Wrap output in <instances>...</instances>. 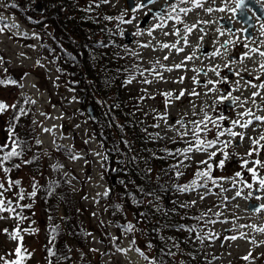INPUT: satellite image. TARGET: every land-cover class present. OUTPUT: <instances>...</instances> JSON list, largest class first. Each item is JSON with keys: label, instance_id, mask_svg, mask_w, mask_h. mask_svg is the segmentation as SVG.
Here are the masks:
<instances>
[{"label": "rangeland", "instance_id": "obj_1", "mask_svg": "<svg viewBox=\"0 0 264 264\" xmlns=\"http://www.w3.org/2000/svg\"><path fill=\"white\" fill-rule=\"evenodd\" d=\"M40 1L41 3L44 2V0ZM86 1L84 0V2ZM88 1L91 3L94 1L95 6L88 14V18L93 24L88 26L87 36L93 43L103 41L105 33L108 36L107 31L110 27H115L113 20L106 19L110 11L119 14L117 17L123 14L124 20L135 17L131 24L122 23L116 19V32H119L120 37L117 38V42L120 39L119 44H110L109 40L107 44L100 43L104 46L100 45L98 51H106L108 57L113 61L110 69L106 70L107 73L113 68L116 70L118 59L122 61L124 68L139 65L141 69H144L155 65L163 73V80L146 73V78L153 81L151 84L141 83L144 77H140L138 74L131 84H126L124 81L128 76L125 73L122 75L120 73V78L123 81L121 83L116 81L118 87H115L116 90L114 91L116 93L118 90L117 94L122 100L127 101L128 106L130 105L133 110H136V115L148 120L149 127L153 129L149 138H154L155 144L181 141L184 147L187 146L185 141L181 140L177 132L173 131L171 127L181 117L191 121L203 119L205 113L213 119L223 115L226 119L217 120L221 125L219 130H223L231 127V121L234 119H253V117L248 116L238 117L237 114L244 112L247 108H251L254 115L264 113L257 106L259 101H263L264 104V89H262L261 96L256 97L255 103H253L251 93L236 96L237 93L245 92L248 88L247 84L245 89L242 86L245 80L239 76L238 78L226 76L220 67L218 68L220 76L209 71L210 68L222 66L228 61L223 56L222 39L233 36V32L237 36L240 34V31H226L219 26L217 10L214 8L212 12L205 10L207 7H212L211 4L205 6L204 9L198 8L190 12L186 17L188 21H191L195 20L196 16H200L201 20L196 24L194 31L187 34L188 44L184 45L182 41L177 44V47H183V51L177 52L172 48L163 49L161 47L164 43L172 45L178 39V36L172 34L176 27L171 20L168 19L165 22V19L154 18L156 16L154 15L149 24L140 26L138 20L147 12L148 8L129 11L123 6L124 0H109V3H102L101 0L100 2L97 0ZM208 1L211 3V0ZM30 2L32 3L34 0H0V3L3 4L14 3L17 5L14 8L0 6V14L5 17L4 22L18 25L16 28L5 29L4 33L0 34V57L3 58V62L0 63V77L7 76L21 81L24 85L23 88L18 85L0 86V101L9 105L15 103L23 106L29 112L27 116L21 117L15 129L28 147L24 148L21 145V148L17 149L18 151L23 149L21 156L5 162L6 167H11L13 163L20 164V168H12L11 172L8 173V178L19 180L20 184L6 192L5 198L15 202V193L21 188L26 193L33 190L37 192L36 197H26L24 201L20 202L31 204V208L22 211L23 216L26 217L23 221L16 220L12 213H0V216L4 217L0 219V255L7 259L15 258L13 252L17 242L10 239L9 233L19 227L35 230L21 232L24 237L23 245L31 253L25 264H48L49 259H52L53 264H55V258L48 257L46 251V248L51 246L49 240L53 235L56 236L57 240L54 250L59 254L70 256V259L63 261L62 264H147L134 251H130L126 255L116 252L109 238V234L120 237L117 243L123 248H128L129 240L135 239L137 246H140L151 256V249L146 248L148 243L146 236L141 231L139 232L132 210L129 207L120 208L122 212L117 219L113 220L109 205L104 204L106 197L98 195V193L102 194L109 184L105 166H101L102 163L105 165L101 159L105 151L95 130L99 121H102L92 103H88L93 109V114H89L88 105L86 106L87 101L79 99L82 90L81 81L74 71L73 61L76 58L72 59L74 56L70 45L58 33L59 31L52 20L46 19L34 8L30 10L28 4ZM154 2L153 4L157 3ZM203 21H209V23H203ZM157 24H162L163 27H155ZM0 26L3 24L0 23ZM201 28H204L203 32L200 31ZM123 29L130 30L132 33L138 31L140 35H134L131 43H125L122 40ZM149 30H151V35H149ZM166 32L169 34L165 35ZM220 32L224 34L221 35ZM24 33H27V37L23 35ZM33 33L40 38L36 39ZM143 44L149 46L142 47ZM200 44L204 45L203 55L199 50ZM29 45L35 47H29ZM218 47L221 49V55L213 57L212 53ZM188 55H192L193 59L184 61L185 67L179 69L173 67L180 64ZM113 56L115 57L113 58ZM164 56H168L169 59L165 60ZM37 59L41 61L43 67L36 65ZM157 60L166 67H173V71L167 72L160 69L159 65L155 64ZM254 62L255 59L251 55L241 59L240 62L230 61V64L237 71L247 68L253 72L255 69H252L251 64ZM4 68H7V73H4ZM58 68L62 71L58 72ZM193 69H200L201 71L198 73ZM25 73H27L26 76ZM181 77H184L182 83L180 82ZM225 77L229 83L235 80L237 86L232 84L231 89L225 88L226 90H224L221 82L215 85L217 91L213 92H208V89L212 88L213 85L204 86L209 79L219 81ZM193 78L200 83H195ZM76 86L80 90L79 93ZM193 89L200 95H188ZM181 90L186 94L179 100L174 99ZM164 92H171L173 96L166 98L161 95ZM228 92H231L233 97H240L241 102L247 100V103L243 104V107L240 106V102L233 104L231 100L223 102L217 100L214 103V98L226 95ZM25 96L35 100L36 103L25 104L23 102ZM73 97L76 99L74 100ZM100 99L98 97V101ZM165 99L169 100L167 107H165ZM13 111L10 109L7 113L0 115V146L9 145L8 148L4 149V152L11 150L12 141L8 139L7 129ZM193 112L197 115H193ZM41 113L46 115H41ZM160 116H166V121L160 119ZM33 120L36 121V124L32 123ZM154 124H158L159 127H153ZM175 127L180 128L179 125H175ZM189 127L191 126L189 125ZM44 128L53 130L45 132L43 131ZM208 129L210 130L201 133L202 138L206 140L215 139L218 130L211 123L208 124ZM183 130L180 129V131ZM233 130L244 133L245 139L239 147L230 145L228 149L230 155L225 160L223 168L216 167L218 161L224 159L219 153L211 161L214 166L212 175L225 178L217 181L220 187L209 183L208 186L211 191L205 195L203 200L200 199V195L204 194L205 191L203 188L178 195L181 201L196 200V204L193 205L194 210L201 211L202 214L207 213L211 216L209 219L217 221L215 224H208L209 230H207V226L204 227L205 233L211 231L218 238L205 239L201 243L196 239V234L188 231H186V238L196 248L197 255L202 256L205 264H264V232L256 231L253 227H239L240 225L264 227V211L253 213L251 209L255 206H250L254 203L264 204V189H260L258 181L252 179L247 169L242 167V158L248 159V167H256L258 176L264 178V167L251 163L253 159H259L264 163V149L253 157L245 155L249 149L248 137L258 138L260 134L264 133V123L253 119V124L249 128L244 129L237 126ZM157 133L159 137H157ZM208 135H212L211 138ZM220 139H233V144L239 141V137L231 138L227 134ZM37 140L41 143L37 144ZM261 143L264 144V141ZM57 145L71 148L72 153L80 158L70 159L69 154L64 149H57ZM214 150L216 149H208V152ZM96 153H101V156H97ZM2 155L3 152H0V156ZM190 155L191 159L184 161L185 167L181 169L184 174L179 178L191 176L197 169L203 170L205 167L199 164V161L207 159L206 153L194 152ZM177 159L183 160V156H179ZM25 160H30L32 163L25 164ZM54 164H59L62 167L53 169L52 165ZM149 168L151 173L155 172L153 165H149ZM237 171L242 173V177H235ZM3 175V172H0V177ZM157 177L159 178L160 174ZM241 180L251 183L253 187L251 189L244 187V184L240 182ZM233 181L236 182L235 187ZM34 184L35 189L33 188ZM5 186L7 187L6 182ZM47 190L51 192L48 201L42 197L43 192ZM238 190L242 194L240 197H235V192ZM249 192L252 193L253 197L260 196L261 199L246 198ZM63 196L67 200L68 214L60 200ZM233 197L235 198L233 199ZM217 212L221 215L215 216L214 213ZM65 213L70 223L63 229L58 221L62 219ZM94 213L95 215H93ZM49 216L52 217L51 220ZM223 220H227L228 223H221L220 221ZM129 222L135 226L134 235L123 233V226ZM53 226L57 227L56 233L51 232ZM4 229H8V233H5ZM227 229L232 230L226 231ZM88 233L91 235L89 236ZM200 233L201 235L204 234L202 230ZM240 233H245L246 238L235 241L224 239L225 236H239ZM250 241H255V243ZM68 248L71 249V252L67 251ZM90 249H98V251L93 252ZM249 252L252 253V258L248 261L243 260L242 257ZM102 253L108 254L102 255ZM173 260H181V256L175 253ZM164 264L167 262L164 261Z\"/></svg>", "mask_w": 264, "mask_h": 264}, {"label": "trees", "instance_id": "obj_2", "mask_svg": "<svg viewBox=\"0 0 264 264\" xmlns=\"http://www.w3.org/2000/svg\"><path fill=\"white\" fill-rule=\"evenodd\" d=\"M97 1L100 2V0ZM28 4L30 10L34 8L37 11L33 2ZM42 6L43 10L39 13L53 21L58 33L70 45L73 56L76 58L73 66L75 73L80 77L82 88L79 99L86 100V106L92 103L102 121H99L95 130L105 151L104 156L107 157L104 162L109 195L104 200V204L109 205L112 219H117L122 212L113 207L115 204H120L121 209L129 207L137 221L139 232L141 231L146 236V240L153 245L151 255L159 258L161 248L167 251L175 243L178 246L172 248V251L180 255L181 260L174 261L173 256H164L163 260L167 264H205L202 256L197 255L196 248L187 240V230L179 227L180 225L186 227L196 225L205 233L203 221L198 222L194 219L200 217L202 212L194 210L193 205L185 208L179 206L181 203L188 202L179 200L175 185L190 183L195 172L186 178L177 179L172 166L177 162L179 155L170 156L168 151L175 153V149L184 148V145L181 141L155 144L154 138H149L153 129L149 127L148 120L136 115V110L128 106L127 101L122 100L117 94L118 90L114 93L115 87H118L116 81L119 83L123 81L119 74L125 73L128 76V73L124 71L125 66L118 59L116 70L113 68L107 73L106 70L110 69L113 61L106 51H98L100 45L107 44L108 40L110 44L120 43V39L117 42V38L120 37L119 32H116V19H112L115 27H110L107 31L108 36L103 32L105 39L99 43H93L87 35L88 26L93 24L88 18L90 12L88 9L91 7L92 11L95 8L94 1L91 3L88 0L86 2L84 0H44ZM118 15L110 11L108 17L115 18ZM33 21L36 22V20ZM99 54H101L100 57ZM79 91L78 88V93ZM98 97L101 98L100 101ZM149 165H153L155 172H148ZM162 175L164 177H161ZM148 192L154 195H146ZM42 197L47 201L50 200L49 191H44ZM60 200L68 214L67 200L64 196ZM66 213L58 221L63 229L70 223ZM210 217L207 215L205 219ZM73 224L76 225V223ZM206 226L209 230L210 226L208 224Z\"/></svg>", "mask_w": 264, "mask_h": 264}, {"label": "snow or ice", "instance_id": "obj_3", "mask_svg": "<svg viewBox=\"0 0 264 264\" xmlns=\"http://www.w3.org/2000/svg\"><path fill=\"white\" fill-rule=\"evenodd\" d=\"M34 2H35V0H34ZM101 2L102 3H109V0H101ZM153 2H154V0H134V6H133L132 11H138V10H141L144 8H148V12H151L152 9L149 7V5H151ZM179 4H191L192 7H194V8L203 7L201 0H178V4L170 5L169 11H167L165 13H161V14H159V16H156L154 18L163 20L164 17L167 16V19L174 20L177 23L183 24V21L181 20L179 15H175V16L172 15V13H175L177 11ZM0 6L13 7L14 8L17 5L14 3H9V4L0 3ZM192 7H179V12L187 15L188 13H190L192 11ZM246 8H247L246 0H236L235 7L231 9V12L233 13V15H235L237 10H240L241 15H243ZM205 10L207 12H212L213 8L207 7ZM88 11H91V7H89ZM219 11H224V9L220 8ZM106 19H108V20L119 19L122 23L131 24L133 22V19H135V17H133L132 19L124 20V16L122 14L120 17H115V18L114 17H106ZM4 21H5V17L2 14H0V23L3 24V26H0V34L4 33L5 29H11V28L18 27V25H16V24H8ZM203 23H209V21H203ZM155 27H163V25L157 24V25H155ZM194 28H196L195 24H193L192 26H188L187 24H184V29H183L184 34L181 33L179 28H177L175 30V32H173L172 34L180 37V39L177 40L176 43H173L172 45L164 43L161 45V47L163 49L172 48V49H175L177 52L183 51V47H177V44H180L182 41L183 44L187 45L188 44V35L187 34H191L193 32ZM261 28L264 29V25H261ZM168 34L169 33H167V32L165 33V35H168ZM220 34L223 35L224 33L220 32ZM23 35L25 37H27V33H24ZM134 35L139 36L140 32H136V33H134ZM149 35H151V30H149ZM33 36L36 39L40 38L35 33H33ZM200 39H203V37H200ZM229 43H231V41L226 40L221 45V48L226 49V46ZM101 46H104V45H101ZM141 46L142 47H148L149 45L143 44ZM244 46L248 47L247 44H245ZM29 47H35V46L29 45ZM250 51L253 53H257L260 57H264V51H261L260 48H258V47L252 48V49H250ZM212 55H213V57H215V56L221 55V53H220L219 49H217L216 51H214L212 53ZM244 56L248 57V53H245ZM72 59H75V57H72ZM93 59H95L94 56H93ZM164 59L167 60V59H169V57L164 56ZM192 59H193V56L188 55V56L184 57V60H182L180 64H176L173 67L176 69H179L181 67H185L186 65H185L184 61H190ZM2 62H3V58L0 57V63H2ZM155 64L159 65L160 69H163L167 72L173 71V67H166L165 65L161 64L159 60H157L155 62ZM36 65L43 67V65L41 64V61L39 59H37ZM224 68L228 69L230 72L233 71V69L230 66V63H225ZM260 68L262 70H264V63L260 64ZM3 71H4V73H7L8 70H7V68H4ZM57 71L59 72L62 70L58 68ZM124 71L128 73V77L124 81V83H126V84H131L133 82V80L136 79L137 74L140 77H144V79L141 80V83H144V84H151L153 82L152 80L146 78V73H147V75L154 76L155 78H157L159 80L164 79L163 73L161 71H159L155 65L152 66L151 68H144V69H141L139 65H132L131 68H125ZM193 71H196L199 73L201 70L200 69H193ZM209 71H212L213 73H215L216 76H220V72L218 71V67H212L209 69ZM24 75L26 76L27 73H25ZM235 75L239 76L240 72L236 71ZM57 79H59V77H57ZM193 79H194L195 83H200L199 81H196L195 78H193ZM255 79L261 80V77L257 76V77H255ZM183 80H184V77H181L180 82L182 83ZM221 82H227V78L226 77L223 78V81H213V80L209 79L204 86L207 87V85H213L212 88L208 89V92H213V91H217V89L215 88V85L217 83H221ZM17 85L20 88L24 87L23 83L19 80L11 79V78H8L7 76L0 77V86L7 87V86H17ZM248 85L253 89H257L256 91H253L251 93L252 102L255 103V98L261 96V92L259 90L264 89V80H261V82L259 84L253 83L252 81H248ZM33 87H35V85H33ZM185 94L186 93L183 90H181L178 94L175 95L174 99L179 100ZM205 94H207V93H205ZM161 95L166 97V98L173 96V94L171 92H164V93H161ZM188 95L199 96L200 94L197 93L195 91V89H193L190 93H188ZM152 98H154V97H152ZM73 99L75 100L76 98L73 97ZM141 99H143V98H141ZM217 100L220 102H223L226 100H231L233 104L240 102L241 107H243V104L247 103V100L241 102L240 97H233L231 92H228L226 95H221L217 98H214V103ZM23 102L25 104H28V103L35 104L36 103L35 100H32L31 98L26 97V96L24 97ZM168 103H169V100L165 99V107L168 106ZM10 109L14 110L12 113V116L10 118L9 127L7 129L8 139H10L12 141L11 150L4 152V149L9 147L8 144H3L2 146H0V152H3V155L0 156V172H3V174H4L3 177H0V213H5V212L12 213V214H14V218L16 220L23 221L24 219H26V217L23 216L22 211H23V209L31 208V204H22L20 202L24 201L26 199V197H36L37 192L35 190H33L31 192L26 193L21 188L15 193V196H16L15 202L13 200L6 199L5 193L10 191L13 188H16L20 184L19 180H12V179L8 178V173L11 172L12 168H17V169L20 168V164L13 163L11 167H6L5 162L11 161L12 158H14V157L21 156L23 149L21 151L17 150L18 148H21V145H23L24 148L28 147L26 142L19 137V134L15 131V129L17 127V123L21 120V117L27 116L29 114V112L23 106H19L15 103L9 105L3 101H0V115L7 113ZM201 111H203V109H201ZM41 115H46V114L41 113ZM193 115H197V113L193 112ZM237 115H238V117H244V116L253 117V119L255 121L264 123V116L254 115V113L252 112L251 109H247L244 112L238 113ZM159 118L164 119L165 121L167 119L166 116H160ZM224 119H226V118L223 115L219 116L217 119H213L207 113H205L203 119L187 121L183 117H181V119H177L175 121L174 125L171 126L172 130L176 131L177 135L180 137V139L184 140L186 145H187L184 148L175 149V153H172V152L168 151L167 149H164V151H168V154L170 156H176V155L183 156V160H178L177 164L172 166V168L174 169V176L177 179L184 174L181 169L183 167H185L184 161L191 159L190 154H192L194 152L195 153L202 152V153L207 154L206 160L199 161V164L205 166L204 169L203 170L197 169L194 173V178L191 180L190 183L176 184L175 185V189L178 193H188L191 191H196L199 188H203L205 190L204 194L200 195V199L203 200L205 198V195H207L211 191L209 186H208L209 183H211L212 185H214L216 187H220V185L217 183V181L225 179L224 177H214L212 175L213 165H212L211 161L219 153L220 155H222L224 157V159H220L218 161V163L216 164V167L217 168H223L225 165V160L230 155V152L228 151L230 145L234 146V147H239L240 143L245 139L244 133L234 131L233 128L239 126L240 128L247 129V128H249L250 125L253 124V119H247V120H243V121L239 118L234 119L231 121V127H227V128H224L223 130H219L221 128V125L217 122V120L222 121ZM32 123L36 124V121L33 120ZM209 123H211L213 125V127L216 128L218 131H217L215 139L206 140V139L202 138L201 133H204V132L210 130V129H208ZM175 125H179L180 128H176ZM189 125L191 127H189ZM152 126L153 127H159L158 124H154ZM181 128L184 130L180 131ZM52 130L53 129H50V128H44L43 129V131H45V132H51ZM190 133H191V135H190ZM226 134H227V136H229L231 138L239 137V141L236 142L235 144H233V139L221 140L220 137H224ZM156 135H157V137H159L158 133ZM248 140H249V149L245 153V155L247 157H253L254 155L258 154L262 149H264V144L261 143L262 141H264V133L260 134L258 138L248 137ZM36 143L40 144L41 141L37 140ZM57 149L58 150L64 149L69 154L70 159L75 160V159L80 158L77 155H75L74 153H72L71 148H67L66 146L57 145ZM208 149H216V150L208 152ZM96 155L101 156V153H96ZM34 159H35V157H34ZM101 159L103 161H106L107 157L101 156ZM24 163L29 164V163H32V161L25 160ZM251 163L254 165H259L261 167H264V163H262V161L259 159H253L251 161ZM248 165H249V160L242 158V167L247 169V172L251 174L252 179L258 181L259 188L264 189V178H261L258 176L256 167H248ZM101 166L104 167L105 165L102 163ZM52 167H53V169H58L59 167H62V166L59 164H54V165H52ZM148 172H151V169H148ZM235 177H242V173L240 171H237L235 173ZM5 182L7 183V187L5 186ZM240 182L243 183L244 187H246L248 189H251L253 187L251 183H246L243 180H241ZM235 184H236V182L233 181L234 187H235ZM33 188L35 189V184L33 185ZM225 191H227V189H225ZM241 194H242L241 191L238 190L235 192V197H240ZM49 195H51V192H49ZM98 195H102L104 197H107L109 195V190L106 189L102 194L98 193ZM146 195L153 196L154 194L152 192H148ZM235 197H233V199ZM156 198L158 199V197H156ZM246 198H249V199L254 198L255 200L261 199L260 196L253 197L251 192L248 193ZM195 204H196V200H192L188 203H181L179 206L181 208H185V207H188L189 205H195ZM113 207L115 209L119 210L121 208V205L115 204ZM209 211H211V209H209ZM251 211L253 213H260L261 211H264V204H258L257 206L253 207L251 209ZM93 215H95V213ZM141 215H143V214H141ZM214 215L220 216L221 213L217 212V213H214ZM205 217H207V213H203L200 217H195L194 219H196L198 222L203 221L205 226L209 223L210 224L217 223L216 220L205 219ZM3 218H4L3 216H0V219H3ZM49 219L51 220L52 217L49 216ZM220 222L221 223H228L227 220H223ZM179 227L182 230L186 229L188 232L196 234V239L199 240L201 243H203L205 239L212 240V239L218 238L211 231L206 232L203 235H201L200 229H198L196 225L187 226V227L185 225H180ZM239 227H241V228L253 227L256 231L264 232V227H256L254 225H252V226L240 225ZM231 230L232 229H227L226 231H231ZM3 231L5 233H8V229H4ZM22 231H35V230L21 229V228L17 227L11 233H9L10 239L17 242L16 247L14 248V252H13V255L15 258L14 259H7L5 256L0 255V264H25V261L31 256V253L23 245L24 237L21 235ZM51 232L56 233L57 227L53 226L51 228ZM135 232H136L135 226L131 222H129L123 226V233L124 234H133L134 235ZM88 235L90 236L91 233H88ZM109 238L112 241L116 252L126 255L128 252L134 251L140 257H142L143 260L147 262V264H164L163 257L164 256H174L175 253L172 251V248L178 246L177 244L173 243L172 248H168L167 251H165L164 248H161L160 249V257L157 258L155 255H151V256L148 255L145 250H142V248L140 246H137L135 239L129 240V247L128 248H123V247H120V245L117 243V241L120 239V237L112 236L111 234H109ZM244 238H246L245 233H240L239 236L229 235V236L224 237L225 240H229V241H235L237 239H244ZM55 241H56V236L53 235L52 238L49 240V245H51V246L46 248L47 255L50 258H55V264H62L63 261L69 260L70 256L67 254H58V252L54 250ZM250 242L255 243V241H250ZM152 247H153L152 243L148 242L146 245V248L151 249ZM67 251L71 252V249L68 248ZM90 251L95 252V251H98V249H90ZM107 254L108 253H102V255H107ZM250 258H252L251 252H249L247 255L242 257V259L245 261H248ZM48 264H53V260L49 259Z\"/></svg>", "mask_w": 264, "mask_h": 264}, {"label": "flooded vegetation", "instance_id": "obj_4", "mask_svg": "<svg viewBox=\"0 0 264 264\" xmlns=\"http://www.w3.org/2000/svg\"><path fill=\"white\" fill-rule=\"evenodd\" d=\"M213 4L215 6H218V9L221 8L220 4L215 3L212 0ZM248 2H252V0H246V3ZM261 4L259 6V8L257 9H253V12L251 13V15H247L244 14L241 15L240 11L238 14H240L242 17H244V19L246 20V22L248 23V26L245 25H241L239 26L237 24V21L233 15L232 12L227 13L228 16H218L217 21L219 23V26L221 28H223L226 31H240L239 36H237V34L235 32H233V36H230L228 38H224L221 41V44H223L226 40L227 41H231V43H229L226 46V49L223 48V56L225 59H227L228 61L226 63H230V61L234 62H240L241 59H245L246 57L244 56L245 53H247L246 51L252 49V48H260L261 51H264V29L261 28V25H264V0H260ZM170 4V2H166L164 4V6ZM258 4H259V0H258ZM183 7H192L191 4H183ZM194 7H192L193 9ZM179 9V8H178ZM223 30V31H224ZM247 44L248 47H245L244 45ZM203 48V47H202ZM219 49V47L217 48ZM219 51L221 52V49H219ZM252 55V58L255 59L254 64H251L252 69H255V71L250 72L249 69L244 68V70H240V75L239 77L242 78L245 81H252L253 83H257L259 84L261 82V80H264V70H262L260 68V64L264 63V57H260L257 53H253L250 51V54H248V57ZM231 68L233 69V66L230 64ZM220 67V70H222V72L224 74H226V76L228 77H232L233 76L235 78H238L237 75H235V72L237 70L233 69V71H229L228 69L224 68V65H219L218 68ZM260 76L261 80H256L255 77ZM219 81H223L219 80ZM235 81V80H234ZM234 81H232V83H235ZM219 84V83H217ZM223 84V88L224 90L226 89H231L232 84L231 82L229 83L227 82H222ZM234 85V84H233ZM226 88V89H225ZM257 90V89H256ZM262 94V89L259 90ZM259 108H261L264 111V104L263 101H261V103L258 105Z\"/></svg>", "mask_w": 264, "mask_h": 264}, {"label": "water", "instance_id": "obj_5", "mask_svg": "<svg viewBox=\"0 0 264 264\" xmlns=\"http://www.w3.org/2000/svg\"><path fill=\"white\" fill-rule=\"evenodd\" d=\"M127 1H129V0H127ZM130 3V2H129ZM34 4H35V7H36V9L37 10H41V8H42V3H40V0H36L35 2H34ZM131 5H129V7H130ZM131 39V37H130V35H129V33L127 32V37H126V40H130ZM90 106L91 105H88V111H89V113L90 114H93V109H92V106H91V108H90ZM252 206H254V205H252Z\"/></svg>", "mask_w": 264, "mask_h": 264}, {"label": "bare ground", "instance_id": "obj_6", "mask_svg": "<svg viewBox=\"0 0 264 264\" xmlns=\"http://www.w3.org/2000/svg\"><path fill=\"white\" fill-rule=\"evenodd\" d=\"M34 3V2H33Z\"/></svg>", "mask_w": 264, "mask_h": 264}]
</instances>
